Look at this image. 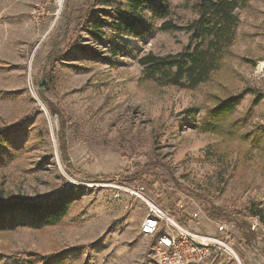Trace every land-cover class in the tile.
<instances>
[{"label": "rangeland", "instance_id": "374dc122", "mask_svg": "<svg viewBox=\"0 0 264 264\" xmlns=\"http://www.w3.org/2000/svg\"><path fill=\"white\" fill-rule=\"evenodd\" d=\"M43 2L47 15L34 22L30 11ZM83 3L0 0V129L8 132L0 143V194L55 196L65 186L78 196L59 225L0 231V264L21 263L26 253L34 264H149L156 238L139 230L145 200L200 234L233 222L240 263L264 264V228L243 213L251 202L264 210V0L236 10L222 68L194 89L141 79L137 62L149 52H180L189 33L161 30L156 19L150 33L121 35L116 47L77 24ZM190 5L154 2L144 18L161 6L184 26L197 17ZM104 12L111 14L104 7L92 14ZM228 95H240L226 120L234 135L200 131L215 97ZM141 168L144 178L122 182ZM153 175L159 181L151 185ZM119 186L137 188L142 198ZM243 222L255 229L249 245Z\"/></svg>", "mask_w": 264, "mask_h": 264}, {"label": "trees", "instance_id": "16d2710c", "mask_svg": "<svg viewBox=\"0 0 264 264\" xmlns=\"http://www.w3.org/2000/svg\"><path fill=\"white\" fill-rule=\"evenodd\" d=\"M163 0H84V12L75 21L80 27L97 38L110 39L117 47L122 42L121 35L134 37L144 36L153 29L156 19H161V30H184L189 33L188 43L175 54L159 56L149 52L140 56L138 64L143 67L141 79L150 80L160 86L186 84L194 89L198 85L208 82L212 75L218 72L226 54L234 42L238 27L236 10L245 4L246 0H185L191 3V9L197 17L178 26L168 16V9L159 6L154 9L149 18H144L145 9L154 2ZM108 8L104 16L93 15L96 8ZM108 16H112L111 19ZM110 29L115 36L105 32ZM49 55V54H48ZM240 101V95H228L224 98L215 97V105L209 110L210 120L199 126L203 132L222 133L233 136V131L226 129V120L235 112ZM234 133V132H233ZM8 136V132L0 129V143ZM148 169H139L133 174L122 177V182L130 183L144 178ZM159 180L153 175L151 185ZM52 196L46 194L36 198L27 196H2L0 194V231L6 232L16 226L33 229L61 224L68 217L72 203L78 196L68 191ZM244 217L256 218L264 228V210L257 203H249L243 210ZM217 214L210 217H216ZM186 219V218H185ZM241 238L248 243L256 236L254 226L243 222L239 226ZM264 251V249H263ZM21 263L34 264V254L26 253Z\"/></svg>", "mask_w": 264, "mask_h": 264}, {"label": "built area", "instance_id": "2783aa9c", "mask_svg": "<svg viewBox=\"0 0 264 264\" xmlns=\"http://www.w3.org/2000/svg\"><path fill=\"white\" fill-rule=\"evenodd\" d=\"M54 2L61 7L62 0ZM47 10L48 2L36 4L30 11L32 20L42 22ZM118 189L140 197L137 188L119 186ZM145 203L146 215L140 223V231L156 238L150 248L149 264H219L221 260L241 264L232 244L233 222H218L213 234H200L178 223L160 205L148 200Z\"/></svg>", "mask_w": 264, "mask_h": 264}, {"label": "crops", "instance_id": "0c3cea01", "mask_svg": "<svg viewBox=\"0 0 264 264\" xmlns=\"http://www.w3.org/2000/svg\"><path fill=\"white\" fill-rule=\"evenodd\" d=\"M142 221V220H141ZM141 221H140V223H141ZM139 230H140V227H139ZM141 232V231H140ZM145 235V234H144ZM146 236H148V237H153V236H149V235H146Z\"/></svg>", "mask_w": 264, "mask_h": 264}, {"label": "bare ground", "instance_id": "6f19581e", "mask_svg": "<svg viewBox=\"0 0 264 264\" xmlns=\"http://www.w3.org/2000/svg\"><path fill=\"white\" fill-rule=\"evenodd\" d=\"M263 70H264V63H263Z\"/></svg>", "mask_w": 264, "mask_h": 264}, {"label": "water", "instance_id": "95a60500", "mask_svg": "<svg viewBox=\"0 0 264 264\" xmlns=\"http://www.w3.org/2000/svg\"><path fill=\"white\" fill-rule=\"evenodd\" d=\"M41 85H43V83Z\"/></svg>", "mask_w": 264, "mask_h": 264}]
</instances>
